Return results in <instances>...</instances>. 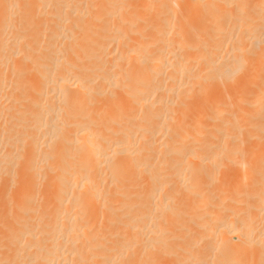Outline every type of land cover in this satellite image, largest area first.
<instances>
[{
	"label": "bare ground",
	"instance_id": "6f19581e",
	"mask_svg": "<svg viewBox=\"0 0 264 264\" xmlns=\"http://www.w3.org/2000/svg\"><path fill=\"white\" fill-rule=\"evenodd\" d=\"M256 49L264 0H0V264H264L249 114L178 113Z\"/></svg>",
	"mask_w": 264,
	"mask_h": 264
},
{
	"label": "rangeland",
	"instance_id": "374dc122",
	"mask_svg": "<svg viewBox=\"0 0 264 264\" xmlns=\"http://www.w3.org/2000/svg\"><path fill=\"white\" fill-rule=\"evenodd\" d=\"M154 23V22H153ZM152 23V24H153ZM151 23H149V25H150ZM155 25V24H154ZM150 26H152V25H150ZM256 51V53L254 52V54H250V55H248L246 58H245V60H244V62H243V65H244V67H243V69L235 76V78L233 79V81L231 82V83H229L228 84V86L229 87H232L231 89H228V88H224L223 89V91L222 90H220V89H216L213 93H210L209 95H207L206 97H204L203 96V93L201 92V91H197V92H195V93H193V95L191 96V97H189V98H187L184 102H183V104H182V106H180V107H178V113L179 112H184V113H186V115L188 116V117H192V116H197L198 115V117H199V114H200V111L203 109V108H206V107H213L215 104L213 103V100H212V97L213 96H216V97H220L221 99H223L222 101H218L219 102V104L220 105H227V107H228V109L227 108H225V109H227L228 110V112L227 113H225L224 115H223V117L225 118V119H229L230 117H229V114H231L232 112L234 113V114H236L237 113V116L235 117V119H237L238 120V118H239V116L241 117V115H238L239 114V112L241 113V114H245V116H248L247 114H249V116H248V119H247V117H246V119H245V117L243 118V120H241V121H235L236 123H237V125H239L238 127L240 128V134L239 135H241V137H240V140H241V145L243 144V147H244V151H246V153L248 154V153H250V152H253L254 150H255V152H253V153H256V147H258V145H259V142H260V145H261V147L263 148V146H262V144L264 143V140L261 138L264 134H263V132L262 131H260L259 130V132L255 129V128H257L258 129V127H259V125H260V123H261V125H262V123L264 122V115H263V113H264V111H262L261 112V110H264V108H263V105H262V108H261V110L259 109V110H257V109H255L256 108V106L254 105V103L256 102V101H254L253 102V100L254 99H256V97L257 96H255V95H253L249 90H251V86H254L255 84L257 85V86H263L264 85V82L262 83V82H260V84H259V82L257 81V82H255V84H253V85H251L252 83H254L253 81L254 80H252V81H250L249 80V82L251 83V84H249V82H248V79H251L252 77L254 78V76L255 75H257V73H263V71H261V70H264V62H263V64L262 65H258V63H259V59L261 58L260 56H261V51H260V49H256L255 50ZM190 54V53H189ZM184 55H188V53H184ZM257 68V69H256ZM264 77V76H263ZM259 85H258V84ZM204 86H208V84H206V83H204L203 84ZM255 85V87H257ZM254 87V88H255ZM264 87V86H263ZM262 87V88H263ZM248 88H250V89H248ZM253 87H252V90L254 89ZM254 92V91H253ZM250 93V94H249ZM255 96V97H254ZM243 98H244V100H243ZM246 98V99H245ZM237 99L238 100H240V102L238 101V102H236L237 101ZM224 100L226 101V103H224ZM257 100V99H256ZM252 101V102H251ZM250 102H251V104H250ZM253 104V105H252ZM254 106V107H253ZM255 109V111H253ZM258 111V113H257V111ZM244 112V113H243ZM261 112V113H260ZM254 113V114H253ZM258 114V115H257ZM260 114V115H259ZM251 118H253V119H251ZM261 119H262V121H261ZM256 120V121H255ZM260 123H259V122ZM238 122H240L239 124H238ZM208 122H205V124H207ZM243 123V124H242ZM255 123V124H254ZM257 123V124H256ZM240 124H242V125H240ZM250 128V129H249ZM260 138H261V141H260ZM248 143V144H244V143ZM262 143V144H261ZM250 144H253L252 146L254 147H251V145ZM248 145H250V147L251 148H249L248 147ZM246 149V150H245ZM248 150V151H247ZM258 150V149H257ZM259 151V150H258ZM252 154V153H251ZM249 156H250V154H248V155H246L245 156V160L246 161H248L249 160ZM3 181V180H2ZM0 183H2L3 184V182H1V180H0ZM2 184L0 185V188L1 187H4L5 188V192H4V194H7V195H4V194H2L1 193V191H2V188H1V190H0V194H2V196L4 197L5 196V198H7L6 196H8V197H13L14 195H15V191H17V188H14V190H13V188L9 191V189H7L6 188V184H4L3 186H2ZM215 184H212L211 185V188H212V190H213V187L212 186H214ZM221 185H223V184H216V187H214V189L215 188H220V186ZM246 188H248V185L249 184H243ZM217 186H219V187H217ZM245 187H244V191H243V189H242V192H243V194H246V193H248L249 192V190L247 189V191H246V189H245ZM193 189V188H192ZM192 189H190V190H192ZM6 190H8L7 191V193H6ZM189 190V191H190ZM216 191L218 190V189H215ZM214 190V191H215ZM10 193H11V196H10ZM14 193V194H13ZM250 193L252 194V192L250 191ZM250 193L249 194H246V198H248L249 197V195H250ZM9 194V195H8ZM54 194V193H53ZM1 196V195H0ZM1 196V199L3 198ZM245 196V195H244ZM0 199V200H1ZM0 209H2V207H0ZM5 210V209H4ZM5 213H6V210L5 211H3V209L2 210H0V219H2V221L4 222V220H6L8 223H10L11 222V220H12V224H13V218H12V213H6V215L8 214V216H6L5 215ZM204 213V212H203ZM4 216H6L5 218H2V217H4ZM9 218V219H8ZM10 218H12V219H10ZM4 219V220H3ZM10 220V221H9ZM2 221L0 220V231H2L3 230V226H4V224H2ZM5 221V222H6ZM7 223V224H8ZM11 223H10V225H11ZM2 224V225H1ZM6 225V224H5ZM10 225H7V226H5V230L7 229V228H9L10 227ZM187 226H190V225H188L187 224ZM7 227V228H6ZM1 234H3V231H2V233L0 232V235ZM6 236V235H5ZM6 237H5V240H4V236H3V238L0 236V243L1 242H5L6 243ZM169 244H170V242H169ZM4 244H1L0 245V248L3 246ZM3 248V247H2ZM1 248V250H4V249H2ZM4 252H5V250H4ZM200 252H202V251H200ZM3 252L1 251L0 252V258L3 256V254H2Z\"/></svg>",
	"mask_w": 264,
	"mask_h": 264
}]
</instances>
